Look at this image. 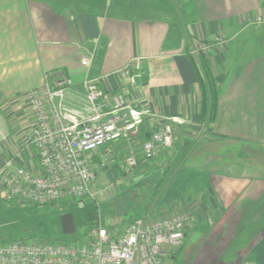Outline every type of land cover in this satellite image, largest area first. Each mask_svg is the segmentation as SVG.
<instances>
[{"label":"crops","instance_id":"0c3cea01","mask_svg":"<svg viewBox=\"0 0 264 264\" xmlns=\"http://www.w3.org/2000/svg\"><path fill=\"white\" fill-rule=\"evenodd\" d=\"M263 12L260 0H0V164L37 171L36 149L24 142L33 125L24 96L47 74L73 81L72 109L84 106L85 79H99L151 115L133 147L140 160L162 123L173 127L175 151L188 154L194 180L184 210L195 225L181 248L193 251L187 261L264 264V25H242ZM218 37L229 45L205 55L218 82L211 124L194 51ZM90 52L88 70L81 59ZM132 63L131 78L119 75ZM117 149L126 156L129 146Z\"/></svg>","mask_w":264,"mask_h":264},{"label":"built area","instance_id":"2783aa9c","mask_svg":"<svg viewBox=\"0 0 264 264\" xmlns=\"http://www.w3.org/2000/svg\"><path fill=\"white\" fill-rule=\"evenodd\" d=\"M260 1L264 11V0ZM242 25H264V12L254 19H245ZM214 41L216 50L229 43L224 37ZM211 47L199 43L194 54ZM94 57L95 53L90 52L81 64L91 69ZM137 69L132 63L119 75L131 78ZM73 85L71 79L50 73L40 88L25 94L33 125L24 142L35 147L38 169L19 166L13 159L0 164V194L6 201L33 205H57L86 198L97 201L100 191L93 192L92 188L103 174L107 180L101 190H109L112 198V187L120 182L118 170L127 177L158 154L175 152L173 127L162 123L143 142L140 160L133 147L151 115L138 109L125 94L104 88L99 79L90 78L83 82L84 106L69 108L65 99ZM122 141L129 146L126 156L117 149ZM134 179L135 175L125 188ZM158 208L152 207L130 222L104 217L99 211L82 244L0 245V264H170L194 227L195 216L184 209Z\"/></svg>","mask_w":264,"mask_h":264},{"label":"rangeland","instance_id":"374dc122","mask_svg":"<svg viewBox=\"0 0 264 264\" xmlns=\"http://www.w3.org/2000/svg\"><path fill=\"white\" fill-rule=\"evenodd\" d=\"M216 43L217 41L211 42L209 45L213 47L201 51L199 57H205L209 51H217L214 46ZM228 45L229 43L223 49ZM186 156L188 154L177 156L171 160L172 162L156 168L148 167L149 170L151 169L148 172L146 165H143L127 177L118 170L120 182L112 187L113 199H110L109 190H101L105 188L103 183L107 180L106 174H103L101 181L92 188L93 192L100 191L97 194V201L86 198L57 205H33L19 200L8 202L0 194V245L14 242L82 244L88 238L91 225L95 221L99 211L98 204L101 206L106 201L111 202L104 205V212L109 215H122L127 222L134 219L136 212L145 207L152 198L156 201L155 204H159L158 209L167 207L184 209L188 188L194 180ZM134 175L136 185L126 191L125 185ZM158 185L160 186L157 187ZM68 213L74 215L76 223V232L71 235L64 234L61 226V218ZM191 232L192 230L188 235H191ZM192 254V249L178 250L175 253L176 258L170 260V264H199L198 261L191 260L190 263L187 261L190 258L185 256L189 257Z\"/></svg>","mask_w":264,"mask_h":264},{"label":"trees","instance_id":"16d2710c","mask_svg":"<svg viewBox=\"0 0 264 264\" xmlns=\"http://www.w3.org/2000/svg\"><path fill=\"white\" fill-rule=\"evenodd\" d=\"M198 65H199L198 68H199V74H200L199 76H200V87H201V97H202V110H203L204 115H206L208 121L212 124L215 121V117H216V113H217V107H218V82L215 79L213 72H212V69H211L210 65L208 64L205 57H203V56L199 57V64ZM181 155H183V154H180L179 151L176 150L170 156L171 157L170 159L173 160L177 156H181ZM171 160H170V162H172ZM143 165H146V167H149V168L152 166L148 163L143 164ZM135 185H136V183L134 185H131V186L125 188L126 191H127V189H133V187H135ZM159 186L160 185H158L157 187H159ZM113 198H114V196L110 199H113ZM109 202H111V201H106L103 203V205H101V206H99V208H97V209H99V211L101 209V211H102V212L100 211L101 214L107 218H115V219L121 218L125 222H127L122 215H109L106 212H104V205L106 203H109ZM154 202H156V201L152 198V200H150L145 205V207L139 209L136 212L135 218L140 216L143 212H146L150 208L159 206V204H155ZM99 211H97L95 220L98 217Z\"/></svg>","mask_w":264,"mask_h":264},{"label":"water","instance_id":"95a60500","mask_svg":"<svg viewBox=\"0 0 264 264\" xmlns=\"http://www.w3.org/2000/svg\"><path fill=\"white\" fill-rule=\"evenodd\" d=\"M62 231L66 235H71L76 232V223L74 215L71 213L65 214L61 218Z\"/></svg>","mask_w":264,"mask_h":264}]
</instances>
